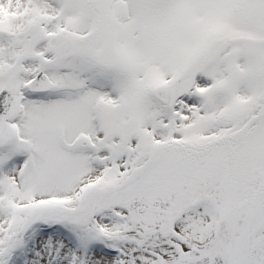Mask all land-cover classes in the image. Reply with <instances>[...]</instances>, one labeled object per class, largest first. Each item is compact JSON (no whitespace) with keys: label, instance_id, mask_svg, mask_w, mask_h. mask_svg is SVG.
Returning <instances> with one entry per match:
<instances>
[{"label":"snow or ice","instance_id":"obj_1","mask_svg":"<svg viewBox=\"0 0 264 264\" xmlns=\"http://www.w3.org/2000/svg\"><path fill=\"white\" fill-rule=\"evenodd\" d=\"M0 264H264V0H0Z\"/></svg>","mask_w":264,"mask_h":264}]
</instances>
